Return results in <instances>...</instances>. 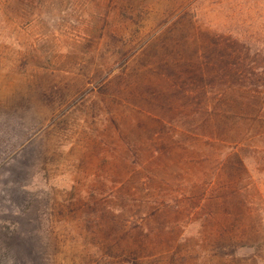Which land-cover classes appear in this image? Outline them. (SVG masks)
Masks as SVG:
<instances>
[{"label":"rangeland","instance_id":"1","mask_svg":"<svg viewBox=\"0 0 264 264\" xmlns=\"http://www.w3.org/2000/svg\"><path fill=\"white\" fill-rule=\"evenodd\" d=\"M0 264H264V0H0Z\"/></svg>","mask_w":264,"mask_h":264}]
</instances>
